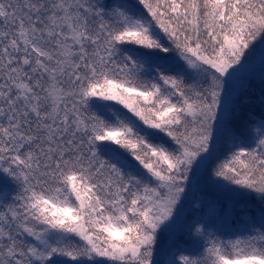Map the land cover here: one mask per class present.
<instances>
[{"label": "snow or ice", "instance_id": "obj_1", "mask_svg": "<svg viewBox=\"0 0 264 264\" xmlns=\"http://www.w3.org/2000/svg\"><path fill=\"white\" fill-rule=\"evenodd\" d=\"M0 264H264V0H0Z\"/></svg>", "mask_w": 264, "mask_h": 264}]
</instances>
